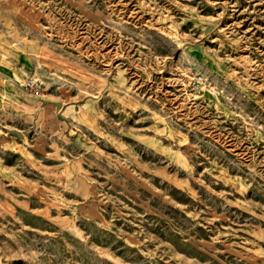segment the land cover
Masks as SVG:
<instances>
[{"label": "rangeland", "instance_id": "obj_1", "mask_svg": "<svg viewBox=\"0 0 264 264\" xmlns=\"http://www.w3.org/2000/svg\"><path fill=\"white\" fill-rule=\"evenodd\" d=\"M0 264H264V0H0Z\"/></svg>", "mask_w": 264, "mask_h": 264}]
</instances>
